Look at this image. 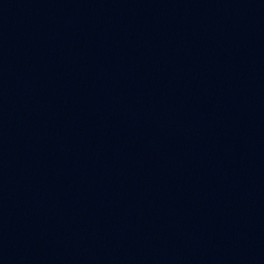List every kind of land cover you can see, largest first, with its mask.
I'll list each match as a JSON object with an SVG mask.
<instances>
[{
  "label": "water",
  "instance_id": "obj_1",
  "mask_svg": "<svg viewBox=\"0 0 264 264\" xmlns=\"http://www.w3.org/2000/svg\"><path fill=\"white\" fill-rule=\"evenodd\" d=\"M0 264H264V84L0 49Z\"/></svg>",
  "mask_w": 264,
  "mask_h": 264
}]
</instances>
